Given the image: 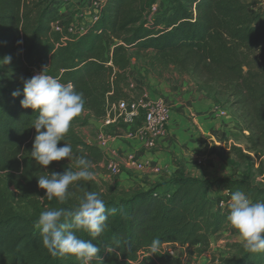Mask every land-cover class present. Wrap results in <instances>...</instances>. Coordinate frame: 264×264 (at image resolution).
Here are the masks:
<instances>
[{
    "label": "trees",
    "instance_id": "obj_1",
    "mask_svg": "<svg viewBox=\"0 0 264 264\" xmlns=\"http://www.w3.org/2000/svg\"><path fill=\"white\" fill-rule=\"evenodd\" d=\"M52 1L0 0V59L12 58L0 66V73L22 81L48 66L47 74L63 84L71 82L83 94L82 111L102 119L113 103L131 98V51L135 56L151 52L167 65L192 72L204 84H218L219 91H230L264 116V11L254 4L105 0L102 14L91 20L81 11L63 14L61 4ZM155 4L159 9L152 13ZM58 21L60 30L53 28ZM72 24L74 31L69 30ZM3 84L0 79V264H80L73 255L52 256L35 223L42 211L74 208L85 192L99 193V188L93 181L80 180L69 186L63 204L41 198L46 190L38 187V176L62 173L68 167L76 170L75 159L74 166L60 160L44 167L31 157L36 130L30 126L37 113L21 106L23 82ZM18 89L21 95L13 97ZM64 140L60 143L71 144L74 156L83 155L91 163L103 158L98 147L80 140L74 131ZM232 150L237 158L251 159L240 148ZM214 186L243 191L252 202L264 201V184L235 176L201 177L182 165L179 173L128 195L99 193L106 209L116 212L108 215L107 227L92 241L100 252L91 264H183L161 250L170 242L195 248L199 255L207 253L212 238L228 225V209H214ZM76 235L91 239L83 230ZM154 239L160 245L152 254ZM232 247L235 252L220 264H264V252L250 253L242 243Z\"/></svg>",
    "mask_w": 264,
    "mask_h": 264
},
{
    "label": "rangeland",
    "instance_id": "obj_2",
    "mask_svg": "<svg viewBox=\"0 0 264 264\" xmlns=\"http://www.w3.org/2000/svg\"><path fill=\"white\" fill-rule=\"evenodd\" d=\"M94 1L53 0L52 2L54 5L61 4L60 11L63 14L81 11L84 15L90 16L94 13ZM245 1L254 4V8L264 11V0ZM163 2L166 3L167 0H163ZM131 53L132 64L128 72L131 97H137L146 91L155 97H163L172 106L173 112L178 114L184 112L185 117L192 124H194L193 119L199 117V123L206 131L202 133L198 127L194 131L192 140L195 142L188 146L189 150L187 151L193 164L189 173L209 178L223 176L249 178L257 184H264V116L255 112L253 106L240 103L239 99L232 96L230 91H219L218 84L215 86L204 84L203 80L192 72L180 70L174 65H167L165 62H161L162 60L155 58L151 52L139 56H135L132 51ZM256 55L253 52L252 57H257ZM39 73V70H35L31 75ZM0 79L4 81L3 85L22 82L20 77H11L9 73L5 72L0 73ZM182 102H188L186 103L187 107L179 105ZM261 107L264 109V105ZM217 108L224 111L225 115H219ZM210 111L215 114V124H209L211 119H201V116L208 117L206 114ZM202 122H204V126L201 124ZM101 125L102 119L82 111L71 122L67 132L74 131L80 140L101 150L102 160L92 162L91 169L95 173L93 182L99 188V193L118 198L128 195L132 190L147 188L150 184L159 182L149 179V176L148 181H145L144 178L138 180L139 176L151 174L150 176L153 177L155 173L150 168L140 170L129 166L124 157H115L119 164V172L110 171L107 167L108 156L99 147L97 140ZM126 130L127 127L124 126L118 129L124 134H126ZM115 131L117 129L113 127L107 129V132L111 134H114ZM124 134H122L123 137ZM117 140L124 145H119L120 147L117 145L120 149L131 148L130 143L124 142L125 138ZM60 146L62 143L59 142L58 147ZM233 147L240 148L241 152L250 155L251 159L237 158L236 150H232ZM194 155L197 157L194 158ZM61 161L69 166H74L73 160L71 162L67 157ZM176 162L180 167L182 165L186 169L182 161H178L176 158ZM2 174L5 175V173ZM11 189L15 190V186H11ZM211 243L207 254H210L213 262L217 263L218 258H224L230 252H235V248L232 246L241 243V241L237 230L228 223L225 230L212 238ZM194 250L195 248L187 249V256L190 260H194L195 257L199 259L198 257L202 256Z\"/></svg>",
    "mask_w": 264,
    "mask_h": 264
},
{
    "label": "clouds",
    "instance_id": "obj_3",
    "mask_svg": "<svg viewBox=\"0 0 264 264\" xmlns=\"http://www.w3.org/2000/svg\"><path fill=\"white\" fill-rule=\"evenodd\" d=\"M11 59L10 55L0 59V66L10 63ZM47 67L44 66L42 72L31 78H22L23 98L20 103L22 107L32 108L37 113L30 126L36 130L31 157L44 167L66 157L71 162L75 159L77 170L68 167L62 173L48 172V175L38 176V187L46 190L41 198L46 197L49 201L55 198L63 204L73 182L93 181L95 173L91 170V161L85 156H74L71 144L66 142L58 147L60 141H65L71 122L81 114L84 99L71 82L63 84L59 78L47 74ZM20 95L19 89L12 92L13 97ZM115 212L116 209H106L99 193L87 191L74 208L42 211L35 227L39 230L43 247L52 256L73 255L80 264H91L100 252L92 241L107 227L108 215ZM226 220L237 230L245 250L250 253L264 252V201L252 202L245 192L237 190L231 194ZM79 230L87 232L91 239L79 238L76 235ZM159 245V239L152 241V254L158 251Z\"/></svg>",
    "mask_w": 264,
    "mask_h": 264
},
{
    "label": "built area",
    "instance_id": "obj_4",
    "mask_svg": "<svg viewBox=\"0 0 264 264\" xmlns=\"http://www.w3.org/2000/svg\"><path fill=\"white\" fill-rule=\"evenodd\" d=\"M105 0H95L93 2L94 13L90 14L91 20H96L103 11ZM159 5L155 4L152 7V13L158 10ZM61 22L53 23V28L61 29ZM70 31L75 30V25H70ZM84 30V23L80 31ZM218 114L225 115V112L217 108ZM172 118V107L163 97H155L149 92H143L137 97L130 99H122L117 103H113L107 112V115L102 118L101 128L98 130L97 140L99 147L107 154V167L110 171L118 173L119 164L115 157H124L128 161V165L136 169L150 168L155 174L160 173V168L154 164L150 158L146 157L145 153L141 155V150L144 152H152L158 147L159 141L167 136L168 126ZM127 127L126 134L118 131L120 127ZM113 127L117 129L114 134L107 132V129ZM124 134V137L122 136ZM118 138H125L129 141H134L139 144L140 152L123 151L117 146ZM118 149H117V148ZM235 190L214 187L211 189V197L214 204V209L225 211L228 209V203L231 194ZM187 247L178 243H164L161 250L169 253L175 258L182 261L183 264H218L213 262L210 254L205 253L202 256L190 260L187 256ZM203 259L201 260V258Z\"/></svg>",
    "mask_w": 264,
    "mask_h": 264
},
{
    "label": "crops",
    "instance_id": "obj_5",
    "mask_svg": "<svg viewBox=\"0 0 264 264\" xmlns=\"http://www.w3.org/2000/svg\"><path fill=\"white\" fill-rule=\"evenodd\" d=\"M89 17L90 16L85 15V18L89 19ZM186 103L182 102L179 105L183 107L185 106L187 107ZM205 111L207 110L205 109ZM214 115L215 114H213L210 111L206 114V116L208 117L201 116V119L202 118H205V120L211 119L210 120L211 122L209 121V124H215L216 117ZM198 118L199 117H197V119L194 118L193 119L194 124H192L191 122H189L187 117H185L184 112H181V114H178L177 112L172 111V118L168 126L167 136L159 141L158 147L156 148V150L152 152H144L142 150L140 152L138 151L140 148L137 142L129 141L128 139H125L124 142L130 143L131 145V148H122L123 150L125 149V152L126 151H129V152L138 151L141 153L142 156L145 153L146 154L145 156L150 158V160L152 161V164L160 168L159 174H154L155 176L153 177L150 176L151 174H146L144 176H139L138 180L141 178H144L145 181H148V176H149V179H153L155 181H161L163 179L169 178L170 176L174 174L179 173L181 171V167L176 162V158L178 161H182L184 163L187 171H190L193 164H192L191 158H189L187 155V151L189 150L188 146L191 143L195 142L194 140H192V138H193L194 131L196 130V127H198V129H200L202 133H204L205 131L204 128L200 125ZM201 124L204 126V122H202ZM117 145L124 146L121 141H118ZM196 157L197 156L194 155V158ZM155 181H151V182H155ZM224 258L223 257L218 258L217 260L218 264H220Z\"/></svg>",
    "mask_w": 264,
    "mask_h": 264
}]
</instances>
